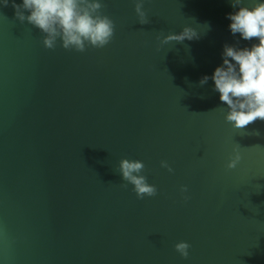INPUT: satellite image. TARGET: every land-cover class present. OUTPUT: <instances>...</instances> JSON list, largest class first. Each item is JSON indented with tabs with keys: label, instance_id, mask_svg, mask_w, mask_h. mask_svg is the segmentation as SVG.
Listing matches in <instances>:
<instances>
[{
	"label": "water",
	"instance_id": "95a60500",
	"mask_svg": "<svg viewBox=\"0 0 264 264\" xmlns=\"http://www.w3.org/2000/svg\"><path fill=\"white\" fill-rule=\"evenodd\" d=\"M103 3L120 40L112 59L126 65L113 82L93 47H44L0 0V264H264V121L233 128L211 79L225 44L258 38L231 33L232 0H145V24L135 0ZM186 26L197 37L158 39ZM86 51L105 77L94 86L73 68ZM234 148L241 160L229 169ZM121 158L144 162L157 195L85 191L119 178Z\"/></svg>",
	"mask_w": 264,
	"mask_h": 264
},
{
	"label": "clouds",
	"instance_id": "9594fccd",
	"mask_svg": "<svg viewBox=\"0 0 264 264\" xmlns=\"http://www.w3.org/2000/svg\"><path fill=\"white\" fill-rule=\"evenodd\" d=\"M8 3L9 0H3V6ZM144 3L145 0H135L134 10L141 24L149 22ZM232 6L238 10L227 14L231 33H239L246 41L258 38L259 43L242 48L225 44L223 63L215 68L211 79L221 102L227 105L226 121L235 129H244L258 119L264 121V0H255L251 7L243 0H232ZM12 7L21 23L27 21L43 34L42 43L48 49H55L59 43L66 50L84 52L89 46L103 48L114 37L113 19L101 11L103 0H22V3L12 0ZM194 37H197L196 31L186 26L179 33L170 32L158 39L167 44ZM208 80L209 76L205 75L200 84ZM240 160L241 154L234 148L227 168L235 169ZM160 165L169 172L174 171L166 160H161ZM144 169L145 164L139 159L121 158L118 165L121 180L127 182L121 187L131 184L138 199L153 197L158 191L156 185L148 183ZM181 192H187L186 185L181 186ZM184 199L189 197L185 195ZM174 247L182 257L189 256L187 241L181 240Z\"/></svg>",
	"mask_w": 264,
	"mask_h": 264
},
{
	"label": "bare ground",
	"instance_id": "6f19581e",
	"mask_svg": "<svg viewBox=\"0 0 264 264\" xmlns=\"http://www.w3.org/2000/svg\"><path fill=\"white\" fill-rule=\"evenodd\" d=\"M114 37L111 40V42L108 45H106L105 47L93 48L95 51V54H94L95 66H98V67L102 66L105 69L109 80L112 82L114 79L116 80L117 77H121L126 70V65L121 58L120 51H119V55H120V58L122 60V64H121V68L119 71H117V66L112 59V56L115 57V55H116V43H117L118 49L120 48V40H119L116 33H114ZM115 39H116V41H115ZM113 71L116 74H114ZM146 166L148 168V164H146ZM144 172H145V169H144ZM122 183H127V182L122 181L121 176L119 178L110 179V180H107V179L106 180H103V179L92 180L89 183V185L85 188V191L91 192V191H93L99 187H104L106 190L112 192V194L114 196L113 199L115 201H117V200H119L120 195L123 191L127 190L129 187H132L131 184H128L127 188H123V187H121ZM138 261L139 260H135L133 262V264H139ZM144 264H146V263H144Z\"/></svg>",
	"mask_w": 264,
	"mask_h": 264
},
{
	"label": "rangeland",
	"instance_id": "374dc122",
	"mask_svg": "<svg viewBox=\"0 0 264 264\" xmlns=\"http://www.w3.org/2000/svg\"><path fill=\"white\" fill-rule=\"evenodd\" d=\"M81 55L73 56L71 59L77 61V64L73 67L77 75H82L84 78H80L79 80L74 76H61L60 80L63 82L79 80L81 83L88 86H94L96 83L103 81L105 78L104 74L100 71H93V68L86 61V56L89 55V52L86 51L83 56Z\"/></svg>",
	"mask_w": 264,
	"mask_h": 264
}]
</instances>
